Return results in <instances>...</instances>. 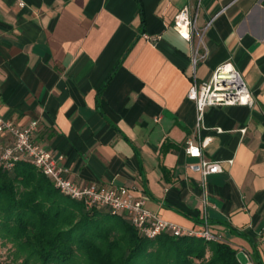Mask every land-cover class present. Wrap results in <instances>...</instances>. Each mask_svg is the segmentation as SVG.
Here are the masks:
<instances>
[{
	"label": "crops",
	"instance_id": "crops-1",
	"mask_svg": "<svg viewBox=\"0 0 264 264\" xmlns=\"http://www.w3.org/2000/svg\"><path fill=\"white\" fill-rule=\"evenodd\" d=\"M196 1L0 0V108L20 129L38 121L37 142L74 182L127 187L163 220L208 223L250 254L244 233L264 262V0H203L198 27L211 24L194 70L174 21ZM229 61L255 104L208 108L198 134L194 75L206 82ZM192 137H211L204 157L223 162L205 187L189 169Z\"/></svg>",
	"mask_w": 264,
	"mask_h": 264
},
{
	"label": "trees",
	"instance_id": "trees-1",
	"mask_svg": "<svg viewBox=\"0 0 264 264\" xmlns=\"http://www.w3.org/2000/svg\"><path fill=\"white\" fill-rule=\"evenodd\" d=\"M142 23H145L140 6ZM254 264H264L255 241ZM0 243L11 245L13 264H242L227 241L163 234L148 239L124 216L60 193L27 161L11 171L0 165Z\"/></svg>",
	"mask_w": 264,
	"mask_h": 264
},
{
	"label": "built area",
	"instance_id": "built-area-1",
	"mask_svg": "<svg viewBox=\"0 0 264 264\" xmlns=\"http://www.w3.org/2000/svg\"><path fill=\"white\" fill-rule=\"evenodd\" d=\"M202 3L203 0H197L194 5L185 6L176 15L174 21L175 30L193 46L194 70L198 62L204 58L200 55V49L204 44L205 31L211 24L209 23L202 31L198 27V16ZM195 38H197V43H195ZM188 99L196 104L198 134L204 127L208 108L216 106L252 108L255 104V98L242 73L230 61L220 65L206 82L199 83L194 75ZM39 130L40 125L36 120L25 128L16 127L12 121L4 117L0 108V165L3 169L11 171L19 162L27 161L48 177L61 194L83 202L87 209L104 208L113 215L124 216L141 235L148 239L169 234L176 238L195 236L210 242L225 241L221 235L211 231L208 223L202 230L189 231L163 220L148 210L145 200L135 197L132 190L127 187L103 189L97 184L80 185L74 182L69 177V170L62 165L63 157L55 155L37 142ZM217 132L223 133V130L217 129ZM240 132L245 135L247 129H241ZM211 142V137L203 141L192 137L186 141L185 146V153L188 157L199 159V162L191 164L189 169L201 175L203 187L206 186L209 176L224 172L223 162L208 160L204 157L203 150ZM228 163L233 164V160ZM244 264H254L249 254H244Z\"/></svg>",
	"mask_w": 264,
	"mask_h": 264
},
{
	"label": "rangeland",
	"instance_id": "rangeland-1",
	"mask_svg": "<svg viewBox=\"0 0 264 264\" xmlns=\"http://www.w3.org/2000/svg\"><path fill=\"white\" fill-rule=\"evenodd\" d=\"M13 251L14 249H12L11 245H2L0 243V264H13L12 261V255H13ZM240 251V258L242 261V264H244V254H248L247 252L242 253V251L239 249Z\"/></svg>",
	"mask_w": 264,
	"mask_h": 264
}]
</instances>
